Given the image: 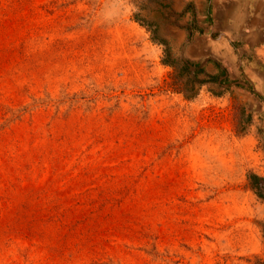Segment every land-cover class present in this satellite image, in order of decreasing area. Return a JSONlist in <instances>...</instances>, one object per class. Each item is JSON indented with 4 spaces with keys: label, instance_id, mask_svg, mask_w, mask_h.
<instances>
[{
    "label": "rangeland",
    "instance_id": "rangeland-1",
    "mask_svg": "<svg viewBox=\"0 0 264 264\" xmlns=\"http://www.w3.org/2000/svg\"><path fill=\"white\" fill-rule=\"evenodd\" d=\"M193 5L0 0V264H264L263 123Z\"/></svg>",
    "mask_w": 264,
    "mask_h": 264
},
{
    "label": "crops",
    "instance_id": "crops-1",
    "mask_svg": "<svg viewBox=\"0 0 264 264\" xmlns=\"http://www.w3.org/2000/svg\"><path fill=\"white\" fill-rule=\"evenodd\" d=\"M190 1L173 42L189 35L184 56L201 61L205 74L219 69L236 89L253 90L251 112L264 127V0Z\"/></svg>",
    "mask_w": 264,
    "mask_h": 264
},
{
    "label": "trees",
    "instance_id": "trees-1",
    "mask_svg": "<svg viewBox=\"0 0 264 264\" xmlns=\"http://www.w3.org/2000/svg\"><path fill=\"white\" fill-rule=\"evenodd\" d=\"M183 62H184V65H185V67H186L187 69H190L191 66L193 65V63H192L191 61L186 60V59H183ZM195 95H196V94H193L191 97H195ZM254 179H255V180H258V181H261V180H262V178L259 177V176H254Z\"/></svg>",
    "mask_w": 264,
    "mask_h": 264
}]
</instances>
